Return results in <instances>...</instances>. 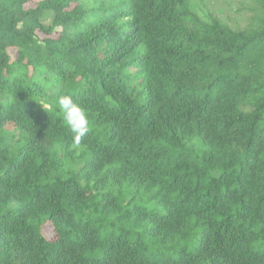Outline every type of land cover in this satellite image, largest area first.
I'll list each match as a JSON object with an SVG mask.
<instances>
[{"label":"trees","instance_id":"obj_1","mask_svg":"<svg viewBox=\"0 0 264 264\" xmlns=\"http://www.w3.org/2000/svg\"><path fill=\"white\" fill-rule=\"evenodd\" d=\"M30 3L0 0V264H264V0Z\"/></svg>","mask_w":264,"mask_h":264},{"label":"rangeland","instance_id":"obj_2","mask_svg":"<svg viewBox=\"0 0 264 264\" xmlns=\"http://www.w3.org/2000/svg\"><path fill=\"white\" fill-rule=\"evenodd\" d=\"M42 0H33L25 6V8H33ZM249 0H206V5L209 10L213 11L217 17L231 27H244L247 24L248 18L246 13H240L237 10ZM45 233H50L48 229Z\"/></svg>","mask_w":264,"mask_h":264}]
</instances>
